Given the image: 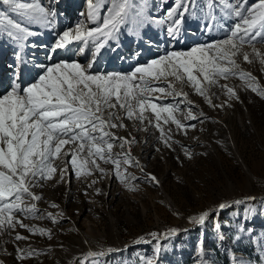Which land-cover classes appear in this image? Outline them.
I'll return each instance as SVG.
<instances>
[{
    "label": "rangeland",
    "instance_id": "obj_1",
    "mask_svg": "<svg viewBox=\"0 0 264 264\" xmlns=\"http://www.w3.org/2000/svg\"><path fill=\"white\" fill-rule=\"evenodd\" d=\"M64 1L66 3L59 5L61 0L55 3L53 0H40L45 7L55 11L53 25L70 22L67 29L79 23L88 28L96 26L87 18L86 0ZM203 2L196 0L200 18L186 16L179 39L168 37L164 30L166 25H151L140 34L122 35L118 44L101 50L91 72L130 73L136 66L150 63L169 51L188 50L210 40L224 38L227 34L225 24L231 25L233 20H222L218 15L212 31H206V20L199 13ZM254 2L249 0V4ZM171 3L172 0H169L163 7L168 8ZM158 5L159 0H149V12L162 16ZM2 10L8 12L7 8ZM8 14L37 33L27 40L31 47L37 43V47L34 46L37 53L31 52L33 49L29 48L33 55H37L33 65L35 69L40 70L39 66L55 63L57 55L49 57L48 50L57 34L64 29L54 36L49 29L30 24L13 13ZM73 44L76 47L71 60L81 62L82 66L87 65L91 49L84 48L82 43L76 41ZM244 50L250 56L249 62H245L242 56L237 58L241 70L256 77V86L264 89V65L260 63L261 56H264V44L257 43L255 49L246 46ZM0 55L2 61H6L1 67L7 84L3 90L5 93L16 81L18 72L7 69L15 61V43L2 33ZM219 83L233 87L239 99L229 101L219 87H212V103L224 104L222 108H214L209 106L203 96L196 94L190 85H176L178 90L182 87L188 100L196 106L194 112H202L204 116L200 122L189 121L184 115L176 114L182 123L196 126L194 129L189 128L186 135L173 133L172 140L176 141L172 144L174 150L160 141L159 129L151 127L148 120L144 121V130H140L139 121L128 119L122 121L126 128L112 129L116 136L134 138L136 141L131 145L130 153L139 161L143 171L138 167L123 165L122 170L131 177L126 183L115 177L111 163L96 159L107 175H101L97 170L92 175L77 178L68 165L63 179L57 171L52 179L44 182L42 188L33 189L43 197L41 201L35 202L38 214L44 217L51 214L59 217L60 222L54 224L47 218L31 219L19 215L18 219L25 225L48 230L51 238L47 234H31L17 226L10 235H0V262L80 264L81 258L87 257L89 253L103 252V256L89 258L86 264H92L93 259L97 260V264H143L144 259L154 257L159 247V264H223L218 254L228 255L230 264L233 257L243 264H264V98L251 91L238 77L221 79ZM181 100L179 96H168L164 102ZM181 110L186 114L185 103H181ZM121 115L124 113L121 112ZM145 115L155 123L150 110ZM161 124L166 129H175L174 124H163V121ZM181 145L191 150L193 159L185 157ZM70 147L74 146H65L64 151ZM112 153H121V149L114 147ZM82 155L87 157V152ZM70 158L64 157L65 160ZM55 163L59 165L61 161L56 160ZM86 167L91 168L92 165ZM145 173L154 175L159 185L148 181ZM132 188L135 190H130ZM236 201L243 203L237 205ZM220 203H228L232 207L220 211ZM53 204L58 207H52ZM247 208L255 209V215L245 221L242 217ZM61 212L63 216H60ZM205 212L210 215L204 226L191 222L192 217ZM217 224L220 225L219 230ZM241 226L251 231L243 233L242 238L237 240L235 237ZM152 233L160 234V239H153ZM165 233L168 234L167 238H164ZM17 234L27 239L15 240ZM221 235L223 240L219 239ZM17 248L42 254L17 259ZM201 248L204 250L203 256ZM76 253L78 256L73 257Z\"/></svg>",
    "mask_w": 264,
    "mask_h": 264
},
{
    "label": "snow or ice",
    "instance_id": "obj_2",
    "mask_svg": "<svg viewBox=\"0 0 264 264\" xmlns=\"http://www.w3.org/2000/svg\"><path fill=\"white\" fill-rule=\"evenodd\" d=\"M55 2L57 0H53ZM86 2L87 18L96 26L88 28L79 23L57 34L48 55H59L61 50L71 54L68 46L76 41L82 42L84 48L91 49L90 62L82 66L81 62L65 59L50 66L42 65L43 73L38 74L33 82L23 85L17 74L9 90L0 94V235H10L19 226L31 234H47L51 238L48 230L25 225L18 216L47 218L54 224L60 222L59 217L51 214L46 217L38 214L35 202L41 201L43 197L33 189L42 188L44 182L52 179L57 171L63 179L68 165L77 178L92 175L97 170L101 175H107L96 163V159H99L114 166V175L122 183L131 179L122 170L123 165L138 167L143 171L139 161L130 153L135 139L118 137L112 132V129L126 128L122 123L124 119L139 121L140 130H144V121L148 120L151 127L159 129L160 141L174 150L172 144L176 141L172 140L173 133L186 135L189 128L194 129L196 126L182 123L176 114L184 115L186 120L200 122L204 116L202 112H194L196 106L188 100L182 87L177 89V84L190 85L196 94L203 96L209 106L214 108H222L224 104L212 103V87H219L229 101L239 99L233 87L219 83L221 79L238 77L251 91L264 98V89L256 86V77L242 71L237 61L242 56L245 62H249L250 54L244 50L246 46L255 49L257 43L264 44V0H255L251 4L249 0H204L199 13L206 20V31H212L218 15L222 20H233L231 25L225 24L227 34L224 38L210 40L188 50L169 51L150 63L136 66L130 73H93L91 68L103 48L118 44L122 35L140 34L147 26L166 25L164 30L168 37L179 39L185 17L200 18L196 0H172L168 8L163 5L168 4L169 0H159L162 16L149 12V0ZM3 8H7L8 12L3 11ZM9 12L45 29H51L56 16L55 11L45 7L40 0L28 3L22 0H0V33L20 48L37 33L13 19ZM260 63L264 65V56H261ZM168 96H179L182 100L165 103ZM181 103L186 104V114L181 110ZM228 106L231 104L228 103ZM149 110L155 123L145 115ZM161 121L163 124H174L175 129L164 128ZM69 145L74 147L64 151L65 146ZM114 147H119L121 153L113 155ZM181 147L185 157L193 159L191 150L183 145ZM85 151L87 157L82 155ZM68 156L71 158L65 160L64 157ZM56 160L61 163L57 165ZM145 176L151 183L159 185L154 175L145 173ZM235 203L239 205L243 201ZM51 206L58 207L55 204ZM218 207L224 211L232 205L220 203ZM209 215L205 212L194 216L191 222L204 226ZM254 215L255 209L247 208L242 219L247 221ZM60 216H63L62 212ZM216 227L220 229L219 224ZM250 231L241 226L235 238L239 240L243 233ZM151 235L153 239H160V234ZM167 236L165 233L164 238ZM14 239L27 237L17 234ZM219 239L223 240V235ZM159 253L160 248L157 247L154 257L144 259L143 264H159ZM17 254V259H25L42 253L17 248ZM203 254L201 248V256ZM103 255V252L89 253L87 257L81 258L80 264ZM92 264H97V260L93 259ZM232 264L243 262L233 257Z\"/></svg>",
    "mask_w": 264,
    "mask_h": 264
},
{
    "label": "bare ground",
    "instance_id": "obj_3",
    "mask_svg": "<svg viewBox=\"0 0 264 264\" xmlns=\"http://www.w3.org/2000/svg\"><path fill=\"white\" fill-rule=\"evenodd\" d=\"M63 8V7H62ZM70 16V15H69ZM74 18H75V16H74ZM72 23H73V21H72ZM69 25H70V22H67V23H63V24H61V25H56V24H54L53 26H51V29H49L48 31L49 32H53V35L55 36L56 35V33L57 32H59L61 29H64V30H66L67 29V27H69ZM43 35L47 38L48 37V35L44 32L43 33ZM43 36V37H44ZM49 41V40H48ZM82 42H79V44H81ZM68 47H70L71 48V54L69 53V52H67V51H63V50H61V52L59 53V55H57L56 56V58L54 59L55 60V62H58V61H62V60H65V59H72V58H74V56H73V49L76 47L73 43L71 44V45H69ZM35 50H36V48H34ZM41 49V48H40ZM40 49L38 50V51H40ZM37 51V50H36ZM84 54V53H83ZM28 55H33V53H30V54H28ZM36 54L34 53V55L33 56H35ZM83 56V55H82ZM76 58H78V57H76ZM8 58H6V60H7ZM19 59V58H18ZM29 61H31V60H28V63H29ZM6 62V61H5ZM5 62H2L3 64L5 63ZM2 63H0V68H1V66H2ZM23 63V68H24V74H26L27 73V77H26V80H25V84L27 85V84H29V83H31V82H33V80L32 79H34L35 80V78H37L38 76H36V75H38V74H42V70H41V68L42 67H40L39 66V68H40V70H38V69H35V66H32V68L30 69V65L27 63V61L26 62H24L23 61V57H21L20 58V62H18V66H20V64H22ZM9 68H11L10 66H9ZM37 68V67H36ZM13 69H15V65L13 66ZM35 70H37V72H35ZM30 80V81H29ZM32 80V81H31ZM2 81H3V79H2ZM29 81V82H28ZM24 84V85H25ZM5 89V85L3 84V83H1V85H0V94H2L3 93V90ZM91 251H93L92 249H91ZM78 253V252H77ZM75 254V255H73V257H76V256H78V254Z\"/></svg>",
    "mask_w": 264,
    "mask_h": 264
},
{
    "label": "trees",
    "instance_id": "obj_4",
    "mask_svg": "<svg viewBox=\"0 0 264 264\" xmlns=\"http://www.w3.org/2000/svg\"><path fill=\"white\" fill-rule=\"evenodd\" d=\"M218 258L220 259V262H222L223 264H230V258L228 255H219L218 254Z\"/></svg>",
    "mask_w": 264,
    "mask_h": 264
}]
</instances>
